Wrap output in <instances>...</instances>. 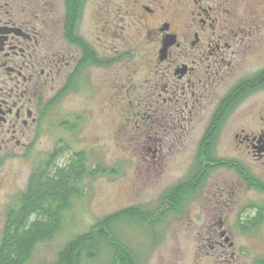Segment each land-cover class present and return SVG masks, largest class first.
<instances>
[{"label": "rangeland", "instance_id": "374dc122", "mask_svg": "<svg viewBox=\"0 0 264 264\" xmlns=\"http://www.w3.org/2000/svg\"><path fill=\"white\" fill-rule=\"evenodd\" d=\"M7 3L22 12L15 11L16 19L27 18L38 32L51 37L48 41L55 37L54 32L67 35L70 10L65 0H0V6ZM263 4L264 0L252 3L255 17L264 16ZM80 8L76 37L79 36L94 49V57L108 61H105V66H90L83 70L79 85L63 90L59 96L57 94L65 86L71 69L64 68L59 75L51 77L48 87L42 88L51 91V97H55L57 102L49 112L46 131L40 136L31 156L27 160H17L6 171L5 185L0 186V235L5 215L25 192L31 172L44 164L51 153L63 148L62 155L56 160L58 166L68 165L76 153L84 154L87 169L78 187L79 198L74 199L71 209L65 212L59 234L52 240L38 243L27 264L55 263L68 241L97 231L96 227L101 226L100 222L106 217L131 208L149 214L151 222H159L150 226L132 219L131 223L126 218L127 221L115 226L122 244L137 257L138 264H215L214 253L208 247L211 244L202 232L203 226L211 218H228L236 244L252 243L250 230L238 231L236 221L240 217L239 211L250 204L253 194L243 189V197L231 204L229 212L226 210L223 215L216 214V210L223 206H218L207 195L216 185L239 182L232 171L211 172L190 202L182 205L180 216L167 214L158 217L153 212L161 208L158 200L168 197L167 194L172 191H179L181 184L177 183L190 170L188 161L196 152L200 136L210 123L214 106L218 107L221 98L228 95L241 74H245L246 78L259 67L264 68V63L256 60L264 61V50L248 55L240 71L230 72L229 80L210 100L211 105H208V101L202 103L203 108H199L190 125L173 122L168 118L167 111L163 119L153 115L146 118L144 124L139 117L132 118L126 129L122 130L120 119L130 113L122 111L119 114V107L126 108L131 102L133 106L130 110H135V104L152 101L149 97L154 74L145 58H152L153 51L137 35L140 30L126 16L129 9L123 0H84ZM37 13L40 17L33 22ZM76 45L82 51L81 47H86L80 41ZM117 93L124 100L119 104L111 98L115 102L109 108L104 96ZM154 94L158 95L155 91ZM161 95L166 97L165 94ZM263 100L264 94H256L247 100L245 107L249 103L251 107L253 102L260 104ZM237 109L219 131L215 146L217 156L232 154L236 146L232 135L244 129L249 131L255 114L247 118V112H243L244 105L242 109ZM143 110L151 111L147 107H143ZM174 137L176 140L173 141ZM148 138L163 140V147L156 144L158 141L154 143ZM97 169L109 173H95ZM245 228L248 229V226ZM110 258L111 253L105 248L100 253L99 262L109 264ZM249 259L253 260V256Z\"/></svg>", "mask_w": 264, "mask_h": 264}, {"label": "flooded vegetation", "instance_id": "af4514ba", "mask_svg": "<svg viewBox=\"0 0 264 264\" xmlns=\"http://www.w3.org/2000/svg\"><path fill=\"white\" fill-rule=\"evenodd\" d=\"M254 1L260 0H123L129 9L126 16L140 30L137 35L153 51V57L145 60L151 66L154 80L151 102L138 101L135 110H130L131 102L126 108L119 107V114L130 113L120 119V129L125 130L132 118L139 117L142 124L153 115L163 119L167 111L173 122L190 125L199 108H203L202 103L208 101L211 105L210 100L229 80L230 72L240 71L248 55L264 50V16L255 17ZM15 11L22 14L10 3L0 6V17H3L0 18V186L5 185L9 167L17 160H27L46 131L49 112L57 102L51 97V91L42 89L50 85L51 77L59 75L64 68L71 69L59 96L63 90L79 85L83 70L105 66L108 61L94 57V49L89 45L86 47L93 59H87L76 45L85 41L76 34L70 39L62 31L64 36L54 32L55 41H48L51 37L38 32L27 18L16 19ZM38 17L39 14L32 21ZM256 94H264V68L260 67L246 78L241 74L218 107L214 106L210 123L188 161L190 170L177 183L181 184L179 191L158 200L161 206L156 210L158 217L163 213L178 217L182 205L190 202L211 172L227 170L237 175L239 182L216 185L207 195L223 206L216 210L217 215H223L243 197V189L253 194L236 221L238 231L250 230L252 243L236 244L228 218L209 219L202 232L211 244L208 247L214 253L215 264H264V100L245 107L247 100ZM109 95L104 96L109 108L115 101L120 104L124 100L118 93ZM243 105L247 118L255 114L249 131L234 133L233 153L217 156L219 131L228 117ZM143 107L151 111H144ZM148 139L158 141L156 144L163 147V140ZM56 151L60 152L61 148ZM8 213L0 236L9 228ZM251 256L253 260L249 259Z\"/></svg>", "mask_w": 264, "mask_h": 264}, {"label": "trees", "instance_id": "16d2710c", "mask_svg": "<svg viewBox=\"0 0 264 264\" xmlns=\"http://www.w3.org/2000/svg\"><path fill=\"white\" fill-rule=\"evenodd\" d=\"M66 2L70 10L66 33L68 38L72 39L79 22L81 0ZM81 48L87 59H93L88 48ZM62 152L63 148L51 155L46 164L31 172L27 190L10 208L7 216L9 228L0 241V264H27L38 243L52 240L59 234L65 212L71 209L74 199L79 198L78 187L87 169L84 154L76 153L74 159L62 167L56 164ZM95 173L109 172L97 169ZM163 215L165 213L161 217ZM126 218H129L130 222L132 219L150 226L159 223L151 222L149 214L134 208L110 215L100 222L101 226L96 227L97 231H90L68 241L53 264H100V253L105 248L111 253L109 264H138L137 257L128 251L117 235L118 229L115 226Z\"/></svg>", "mask_w": 264, "mask_h": 264}]
</instances>
